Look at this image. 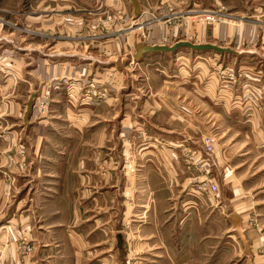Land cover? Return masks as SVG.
<instances>
[{"label": "rangeland", "instance_id": "obj_1", "mask_svg": "<svg viewBox=\"0 0 264 264\" xmlns=\"http://www.w3.org/2000/svg\"><path fill=\"white\" fill-rule=\"evenodd\" d=\"M139 3L140 13L135 16L131 0H0V71L12 79L5 91L6 94L10 89L17 91L15 96L7 97L22 107L34 94L32 108L35 107L39 118L50 115L51 109L57 110L59 106L64 113L66 106L73 108L75 118L81 107H93L99 116L88 122L85 129L99 131L105 139L115 131L117 121L132 111L138 121L131 129L144 135L148 129L163 131L180 137L182 143L187 139L195 141L193 150L181 144V155L196 173L197 183L193 184L196 189L200 178H211V157L215 148L223 144L222 123H236L239 118L237 109L226 116L223 106H232L242 99L243 88L262 84L257 79L260 66L264 67V0H139ZM180 40L215 44L231 49L234 54L182 48L175 53L135 57L139 43L170 46ZM54 63H63L67 70L77 73L58 74L55 70L52 79L46 78L47 72L55 69L51 67ZM254 92L259 94L260 89L255 88ZM109 99L113 101L111 104ZM101 107L105 109L101 111ZM154 108L162 109L166 116L153 114ZM115 113L117 117L112 119ZM176 115L181 116L179 124L171 122ZM130 119L133 122L131 115ZM160 119H164L163 124ZM61 120L68 121L65 114ZM68 122L71 124V120ZM8 126L0 124V131L6 128L5 132H11L13 127ZM151 135L140 138L141 135L130 134L127 138L151 141ZM168 140L166 148L170 147ZM207 140L211 151L206 146ZM18 146L14 153L12 148L8 151L25 155L23 145ZM104 148L108 152V146ZM213 174L217 176L218 171L213 170ZM240 174L245 187L251 189L248 201H256L254 208L250 205L241 210L244 224L237 225L227 218L223 227L214 226V239L204 244L200 233L205 224L197 220L192 226L198 236L194 250L180 251V257L175 247L171 250L168 247L165 255L158 256L152 253L153 246L148 257H130L127 264L141 260L149 264H264L261 160L246 161ZM215 181L219 184L218 179ZM206 194L214 197L217 193ZM218 211L225 217L231 215L225 209H215ZM170 231L167 246H171L169 239L178 237L174 226ZM24 244L31 251V246L23 241L16 248L19 256L26 257L30 252L21 249Z\"/></svg>", "mask_w": 264, "mask_h": 264}, {"label": "crops", "instance_id": "obj_2", "mask_svg": "<svg viewBox=\"0 0 264 264\" xmlns=\"http://www.w3.org/2000/svg\"><path fill=\"white\" fill-rule=\"evenodd\" d=\"M63 66L51 65L55 69L46 78L52 79L55 70L77 73ZM260 68L257 81L262 84L243 88L242 99L223 106L226 116L237 109L239 118L236 123H222L223 144L215 146L211 157L210 177L219 180L214 197L194 189L196 173L182 158V148L193 150L195 141L183 140L181 147L180 137L173 134L148 129L144 135L131 129L138 121L132 111L117 121L115 131L105 139L99 131H86L88 122L99 115L85 104L76 118L69 106L65 113L59 106L39 118L35 107L29 106L34 94L23 107L17 105L9 98L17 91H5L12 79L0 71V124L13 127L8 133L6 128L0 131V264H127L130 257H148L153 246L152 253L158 256L175 247L181 257L180 251L195 249L198 236L192 226L197 220L205 224L200 233L204 244L214 239V226L223 227L227 218L244 224L241 210L254 208L256 201H248L251 189L245 187L240 173L251 159H260L264 169V67ZM157 113L166 116L154 108L153 114ZM64 114L71 124L61 120ZM116 117L115 113L112 119ZM180 120L176 115L170 121L179 124ZM149 133L151 141L127 138ZM19 144L25 155L13 154ZM215 209L231 215L225 217ZM173 226L178 237L169 239L171 246H167ZM21 241L31 246L26 257L17 253ZM184 243L188 245L183 247Z\"/></svg>", "mask_w": 264, "mask_h": 264}, {"label": "water", "instance_id": "obj_3", "mask_svg": "<svg viewBox=\"0 0 264 264\" xmlns=\"http://www.w3.org/2000/svg\"><path fill=\"white\" fill-rule=\"evenodd\" d=\"M131 4L133 6L135 16L139 15L140 9H139L138 0H131ZM182 48L189 49L193 52L195 51H214V52L221 53V54L223 53L234 54V51H232L231 49L217 46L215 44H208V43L195 44L189 41L180 40L170 46H166L163 44L146 46V45L139 43L137 45L135 57L137 59L146 54L175 53L177 50L182 49ZM32 103H33V99L30 101V105H29L30 107L32 106Z\"/></svg>", "mask_w": 264, "mask_h": 264}, {"label": "built area", "instance_id": "obj_4", "mask_svg": "<svg viewBox=\"0 0 264 264\" xmlns=\"http://www.w3.org/2000/svg\"><path fill=\"white\" fill-rule=\"evenodd\" d=\"M206 146L208 147V151H211V144L210 141H206ZM196 191L199 192H206L210 194H215L218 191L217 184L214 182L211 178H204L198 182V185H196ZM21 249L30 252V247L28 245L21 246Z\"/></svg>", "mask_w": 264, "mask_h": 264}, {"label": "bare ground", "instance_id": "obj_5", "mask_svg": "<svg viewBox=\"0 0 264 264\" xmlns=\"http://www.w3.org/2000/svg\"><path fill=\"white\" fill-rule=\"evenodd\" d=\"M139 4V3H138Z\"/></svg>", "mask_w": 264, "mask_h": 264}]
</instances>
